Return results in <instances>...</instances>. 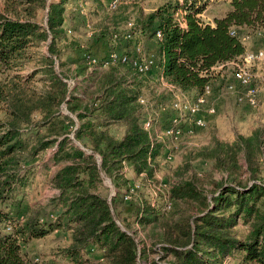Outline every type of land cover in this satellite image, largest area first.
Segmentation results:
<instances>
[{
    "label": "trees",
    "instance_id": "16d2710c",
    "mask_svg": "<svg viewBox=\"0 0 264 264\" xmlns=\"http://www.w3.org/2000/svg\"><path fill=\"white\" fill-rule=\"evenodd\" d=\"M3 2L0 64L8 73L0 81L5 114L0 119V226L12 230L0 231V264H40L23 247L58 229L69 232L68 244L57 251L64 264H223L236 256L240 264H264L263 132L212 139L197 155L221 177H210L209 185L206 172L179 177L168 190L167 210L163 198L160 204L139 196L126 201L124 191L132 184L124 179V165L150 179L163 149L141 126L139 74L121 62L90 69L92 53L82 54L78 40L72 45L79 53L63 59L64 48L57 42L65 38L64 0ZM229 5L212 23H202L205 5L199 0L163 4L132 21L129 31L146 43L159 29V72L196 97L216 81L205 71L245 52L231 28L255 37L264 30V0H230ZM178 8L185 10V26L175 17ZM125 25L120 32L113 27L117 44L131 40L122 38ZM69 76L80 78L82 88L70 90ZM63 105L77 121L63 112ZM165 105L154 103L156 109ZM115 125L124 128L122 133L112 131ZM49 147L48 161L56 167L48 175L54 192L44 205H28L24 187L36 167L33 161ZM103 175L117 189L111 198L104 192ZM122 200L134 206L132 219L144 230L140 240L129 231L128 218L120 216ZM48 212L55 218L41 222Z\"/></svg>",
    "mask_w": 264,
    "mask_h": 264
},
{
    "label": "rangeland",
    "instance_id": "374dc122",
    "mask_svg": "<svg viewBox=\"0 0 264 264\" xmlns=\"http://www.w3.org/2000/svg\"><path fill=\"white\" fill-rule=\"evenodd\" d=\"M109 1L110 0H64L65 10L63 14V27L65 29V38L57 42L58 47L64 48L62 49L64 53L63 59L69 56H76L79 53V50H73L75 47H73L72 43L75 40L79 41L82 54L86 50L92 53L90 69L106 68L108 64L105 66L95 65H103L104 61L115 50H122L125 53L132 54L133 47H135L137 43L141 44L145 53H150V51H148V49L150 50V46L143 42L138 34L135 35V38L127 41L126 44H115L113 39L117 40L118 36L116 35V37L112 38L111 34L116 30L113 29V27L118 26L120 32L128 19L138 22L141 17L152 12L160 5L167 3L175 4L177 2L182 3L186 0H121L118 9L115 11H110L108 9ZM199 1L201 4L205 5L200 14H203L206 20L210 19L209 22L211 23L214 17L223 15L230 7V0ZM3 9L4 2L0 0V11H3ZM45 12L46 11H42L41 15L43 25H45ZM243 33L247 32L243 30ZM117 45L118 47L116 49ZM244 45L245 51H264V40L250 34L248 39L245 40ZM42 50H46L45 44ZM30 67H32V64L27 65L26 70H22L21 72L26 73L30 70ZM158 71L159 69H156L153 73L138 75L140 81L138 83V101L142 106V112H144L143 116L147 109L148 114L146 115H150L154 120V128L148 132L152 136V139H155L157 142L161 141L163 144L161 154L155 159V172L150 180L145 173L137 176L133 169L125 164L122 173L124 174V179H127L129 183L139 185L133 197L138 198L139 196L154 202L155 199H157L158 204H160L161 198H163L164 203L165 199L168 202V190L171 184L179 177H189L196 173L200 175L206 172L207 174L209 173L206 180L204 179L206 185H209L208 180L210 177H221L220 172H210V163L197 155V153L201 151L203 147L207 146L212 139L231 141L237 135H249L256 129L261 130L264 134V59L255 62L251 66V72L254 74L252 83L260 87L259 105L257 107L252 108L244 104H239L232 96L225 93L224 83L227 79H230L228 69L225 71L223 79H221L219 75H217V77L212 76L213 79L217 78L216 81H214V95L217 98V110L215 115L211 117L207 116L206 124L203 127L194 128L191 124H185L181 135L177 139H171L162 134L164 126L168 123L171 110L161 113L158 111L159 109L154 107V103L159 100L164 102L166 104L165 106H169L176 94L192 97L193 93L190 91H177L176 88H173V84ZM6 73L8 72H4L0 64V81L5 78ZM161 76H163V78H161ZM79 80L80 78H75L74 76H69L66 79L70 86V90H74L76 87L82 88V84H80ZM141 99L144 102H140ZM62 110L63 112L69 113L65 105H63ZM69 114L77 121L75 115ZM4 118V110L0 105V119ZM123 129L124 128L120 125L112 127V131L115 133H122ZM52 150V147L47 148L33 161L36 167L30 172L28 182L24 187L27 192L25 203L28 205H44L48 196L54 192V190L50 188L48 181V175L56 168L52 162L48 161ZM165 153H171V159H165ZM96 157L99 161V156L97 155ZM103 185L106 188L104 192L109 198L116 195V187L113 185L111 179L105 175H103ZM124 188V185H122V192L125 190ZM121 197L122 195L119 193L117 195V200L121 199ZM136 201L139 200L137 199ZM165 205L166 204H164V206ZM118 209L120 211V216L127 217L131 222L129 231L131 233L134 231L136 232V240L142 239L144 237V230L140 223L132 219L134 211L133 204L122 200L118 204ZM165 210L167 209L165 208ZM49 213L51 212L42 215L43 218H46ZM54 215H56L55 212ZM116 219L118 223L123 226L122 222L118 218ZM1 228L4 231V225L1 226ZM239 229L243 230L245 227L240 225ZM67 241H69V232L58 229L42 238L32 240L23 247V250L32 257L34 261H36L35 258L37 257L38 260L36 262L40 264H64L61 262L60 258H57V251L62 246L66 245ZM239 261V256H236L228 260L227 264H240Z\"/></svg>",
    "mask_w": 264,
    "mask_h": 264
},
{
    "label": "built area",
    "instance_id": "2783aa9c",
    "mask_svg": "<svg viewBox=\"0 0 264 264\" xmlns=\"http://www.w3.org/2000/svg\"><path fill=\"white\" fill-rule=\"evenodd\" d=\"M120 3L121 0H110L108 3V9L110 11H115L118 9ZM184 14L185 10L182 8H178L175 12V17L181 26H185ZM199 16L202 23L210 21V19L206 20L203 14H199ZM132 25V21H128L126 23V31L122 35L124 41L130 40L135 36L129 31ZM230 34L237 35L243 43L249 37V33H238V30L234 27L230 29ZM256 36L263 39L264 30H257ZM161 39L162 33L159 29H157L155 31V40L161 41ZM263 59L264 51L246 50L243 54L233 59L212 66L208 71H205V73L214 77L219 75L220 78L223 79L225 71L229 69L228 75L230 76V79H225V93L232 96L237 101V103L254 108L259 105L260 87L252 83L254 80V74L251 72V66L255 62ZM114 62H121L131 66L140 75L153 73L156 69H158L156 55L152 53H145L140 43H137L135 47H133L132 54L113 51L104 61L102 66ZM161 78H163V76H161ZM173 88H176L177 91L180 90L174 85ZM216 100L217 98L214 95V85L212 84H206L202 93L196 97H188L186 95L176 94L169 106H162L158 110L161 113L171 110V113L168 117V123L164 126L162 134L171 139H177L181 135L184 125L187 123L191 124V126L194 128L205 126L206 117L214 116L216 113ZM140 102L144 101L141 99ZM146 114H148L147 109L143 118L141 119V126L144 130L150 131L154 128V120L150 117V115ZM165 159H171V153H165ZM137 188H139V185L137 184L130 185V188L124 192V200H131ZM165 208H169V202L166 203ZM54 218V213H49L46 218L41 219V222ZM11 230L12 227L10 225L4 226L5 232H9ZM35 260L37 261L38 258L36 257ZM228 260L230 259H227L223 264H227Z\"/></svg>",
    "mask_w": 264,
    "mask_h": 264
},
{
    "label": "crops",
    "instance_id": "0c3cea01",
    "mask_svg": "<svg viewBox=\"0 0 264 264\" xmlns=\"http://www.w3.org/2000/svg\"><path fill=\"white\" fill-rule=\"evenodd\" d=\"M229 9V8H228ZM227 9V10H228ZM114 42H115V44H117L118 42L117 41H115L114 40ZM147 43V45L148 46H150V50L148 49V51H150V53H152V54H154V55H156V57L158 58V44H157V42L154 40H152V41H147L146 42ZM120 44V43H119ZM123 43H121V45H122ZM117 47H118V45L116 46V49H117ZM125 49V48H124ZM116 51V50H115ZM118 52H123L122 50L121 51H118ZM160 71V70H159ZM158 71V72H159ZM0 231H3V229L1 228V226H0ZM68 242L69 241H67V244H68Z\"/></svg>",
    "mask_w": 264,
    "mask_h": 264
}]
</instances>
